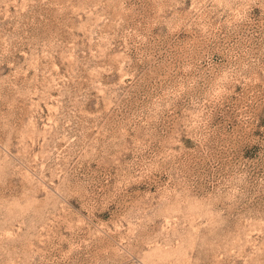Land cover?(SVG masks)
Returning <instances> with one entry per match:
<instances>
[{
    "label": "rangeland",
    "instance_id": "obj_1",
    "mask_svg": "<svg viewBox=\"0 0 264 264\" xmlns=\"http://www.w3.org/2000/svg\"><path fill=\"white\" fill-rule=\"evenodd\" d=\"M0 264H264V0H0Z\"/></svg>",
    "mask_w": 264,
    "mask_h": 264
}]
</instances>
